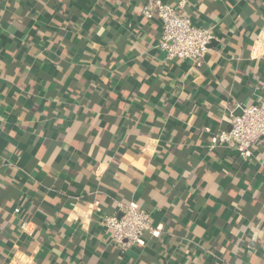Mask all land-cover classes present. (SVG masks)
Returning a JSON list of instances; mask_svg holds the SVG:
<instances>
[{
  "label": "crops",
  "instance_id": "crops-1",
  "mask_svg": "<svg viewBox=\"0 0 264 264\" xmlns=\"http://www.w3.org/2000/svg\"><path fill=\"white\" fill-rule=\"evenodd\" d=\"M155 1L212 29L202 67ZM263 99L264 0H0V264H264V145L214 143ZM130 203L158 234L122 254L100 219Z\"/></svg>",
  "mask_w": 264,
  "mask_h": 264
},
{
  "label": "built area",
  "instance_id": "built-area-1",
  "mask_svg": "<svg viewBox=\"0 0 264 264\" xmlns=\"http://www.w3.org/2000/svg\"><path fill=\"white\" fill-rule=\"evenodd\" d=\"M182 10L181 6L174 7L163 1H155L154 10L146 7L142 12L147 18L156 16L161 20L162 32L158 47L167 57L202 67L216 37L211 28L195 26ZM236 111L231 113L230 129L221 133L214 143L233 145L246 164L255 146L264 145V99L254 106L240 105ZM151 220L148 211L130 203L120 204L114 215L101 218L100 223L111 232L112 241L125 254L142 243L146 233L158 234ZM17 245L18 251L34 257L40 254L41 246L33 239L28 225L24 226L21 242Z\"/></svg>",
  "mask_w": 264,
  "mask_h": 264
},
{
  "label": "water",
  "instance_id": "water-1",
  "mask_svg": "<svg viewBox=\"0 0 264 264\" xmlns=\"http://www.w3.org/2000/svg\"><path fill=\"white\" fill-rule=\"evenodd\" d=\"M238 114V113H237Z\"/></svg>",
  "mask_w": 264,
  "mask_h": 264
}]
</instances>
